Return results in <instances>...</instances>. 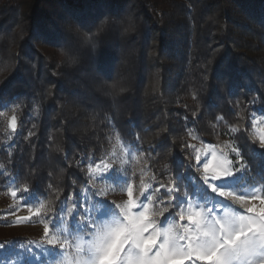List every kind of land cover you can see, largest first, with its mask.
<instances>
[{
	"label": "trees",
	"instance_id": "obj_1",
	"mask_svg": "<svg viewBox=\"0 0 264 264\" xmlns=\"http://www.w3.org/2000/svg\"><path fill=\"white\" fill-rule=\"evenodd\" d=\"M257 113L264 0H0V193L14 183L50 215L116 134L171 190V216L200 178L196 140L235 149L234 171L264 196ZM1 216L0 243L20 239Z\"/></svg>",
	"mask_w": 264,
	"mask_h": 264
},
{
	"label": "rangeland",
	"instance_id": "obj_2",
	"mask_svg": "<svg viewBox=\"0 0 264 264\" xmlns=\"http://www.w3.org/2000/svg\"><path fill=\"white\" fill-rule=\"evenodd\" d=\"M15 108L7 110L11 124ZM264 146V114L252 119ZM191 193L171 216V190L150 183L144 154L119 135L90 182L50 215L43 200L14 183L0 193L6 236L0 264H264V196L233 169L237 151L196 140ZM167 197V198H166ZM224 225L245 236L228 256H215ZM250 234V235H249ZM229 235H233L230 231Z\"/></svg>",
	"mask_w": 264,
	"mask_h": 264
},
{
	"label": "snow or ice",
	"instance_id": "obj_3",
	"mask_svg": "<svg viewBox=\"0 0 264 264\" xmlns=\"http://www.w3.org/2000/svg\"><path fill=\"white\" fill-rule=\"evenodd\" d=\"M221 231L224 237L220 241L222 247H220L218 251L214 253V255L219 256L221 253H223L225 256H228L235 250L236 242L242 240L245 234L240 230H230L227 225H224ZM230 231L233 233V235H229Z\"/></svg>",
	"mask_w": 264,
	"mask_h": 264
}]
</instances>
